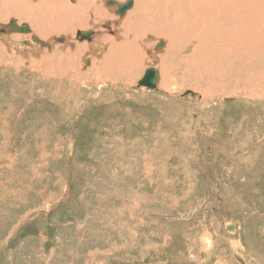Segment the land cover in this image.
<instances>
[{"label": "rangeland", "instance_id": "374dc122", "mask_svg": "<svg viewBox=\"0 0 264 264\" xmlns=\"http://www.w3.org/2000/svg\"><path fill=\"white\" fill-rule=\"evenodd\" d=\"M87 1L0 0V264H264V23L212 65L166 34L117 65L134 2Z\"/></svg>", "mask_w": 264, "mask_h": 264}, {"label": "bare ground", "instance_id": "6f19581e", "mask_svg": "<svg viewBox=\"0 0 264 264\" xmlns=\"http://www.w3.org/2000/svg\"><path fill=\"white\" fill-rule=\"evenodd\" d=\"M44 1L46 2L44 4L47 5L45 9H34L33 5L36 4V2L29 3V8H33V10H35L34 12H42L51 17L57 14L67 16V12H70V7L72 6L73 9L75 7L74 4L77 2V0H72V4H68L70 7H65V9L59 13L58 9L61 7L62 0ZM78 1L84 6L87 0ZM88 1L90 4L99 8V10L103 4L102 7L116 14V16L113 17H118L119 21L121 17L124 16L115 12L118 5L111 0H100V3H97L95 0ZM129 1L130 0H124L120 6L128 4ZM133 2V8L126 13L123 20L124 23H121V27L125 32L120 36V41L117 42L114 37L111 40L112 46L115 48L114 51L116 52H112L111 56L108 58L116 59L117 65L121 63L129 64L128 60L126 62L123 61V57L125 59L130 58L134 60L133 56L138 52L135 45L136 40L143 34L148 35V37L152 34L157 36L166 34L172 42H178L181 39H183L184 42H193L192 44L195 45L197 50L196 56L201 58L202 63L206 65H212L213 62L220 58L222 59L224 56H236L242 48L244 49V47H242V42H244V40L242 41L243 38L255 34L253 37L250 36L247 38L254 39L255 42V37L258 34H262L260 30L263 29L262 24L264 23V0H133ZM83 6L79 9L83 8ZM126 9L128 10V8ZM105 14L107 15L106 11ZM102 28L106 29L105 32L111 31L113 34L115 33L108 25H102ZM29 29L31 30V28ZM78 32L87 33L86 30L81 29L75 31L73 36ZM92 35L93 33L91 32L90 40ZM102 35L103 33L99 34L96 38L94 36L93 42L97 43L101 39H104L101 37ZM64 37H66L65 44L74 45L70 40L69 42L67 41L68 36L64 35ZM115 37L117 38V34H115ZM70 38L73 39L72 37ZM55 39L57 38L52 37L51 42L57 43ZM140 42L142 43V40ZM42 51L44 50L42 49ZM177 51L178 49L175 51V54ZM250 52L251 54L256 53L254 49H251ZM122 66L123 65H121V67Z\"/></svg>", "mask_w": 264, "mask_h": 264}, {"label": "water", "instance_id": "95a60500", "mask_svg": "<svg viewBox=\"0 0 264 264\" xmlns=\"http://www.w3.org/2000/svg\"><path fill=\"white\" fill-rule=\"evenodd\" d=\"M108 3H111V2H108ZM126 8H128V5L125 4L123 6H119L118 7V10H117V14H122ZM8 26L10 27V29H12L13 31H19V32H29V29L27 28V26H21V28L15 26L13 24V21H10ZM3 31V30H1ZM77 39L79 40H83V39H87V40H90V36H91V33H81V32H78L77 34ZM37 40V39H36ZM56 42H62V39H55ZM37 43L41 46H43L44 44L42 42H39L37 40ZM161 42L158 44L157 48L161 47ZM156 78H157V73L155 70L153 69H147L144 73V76L140 79V81L138 82V86L139 87H145L147 89H155V84H156ZM187 94L189 95H194V93L192 92H188ZM186 94V95H187Z\"/></svg>", "mask_w": 264, "mask_h": 264}]
</instances>
